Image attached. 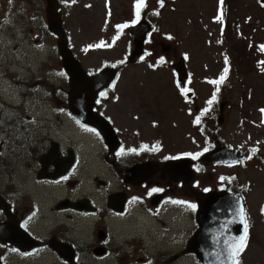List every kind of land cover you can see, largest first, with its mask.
<instances>
[{
	"label": "rangeland",
	"instance_id": "1",
	"mask_svg": "<svg viewBox=\"0 0 264 264\" xmlns=\"http://www.w3.org/2000/svg\"><path fill=\"white\" fill-rule=\"evenodd\" d=\"M59 1L62 27L68 35L74 56L84 69L91 72L104 66V62L125 61L132 48V40L127 31H124L125 28L117 26L137 19L135 8L137 0ZM154 5L156 12L153 16L158 25L153 34L156 42L154 40L148 42L144 50L147 49V52L151 51L156 55L162 54L160 57L163 56L165 63L156 67L152 59L142 57L140 62L127 64L113 87L115 95L123 105L127 103L133 105L140 101H147L150 104L153 120L156 122L154 128H151L150 118L144 123L150 139L161 136L165 145L172 144L177 148L183 145L193 147L185 136V133L194 132V127L189 114L185 115L184 106L191 110L194 105L190 101L187 105L183 104L185 101L181 99V94L174 83L173 71L167 64L168 62L171 64L173 58L179 54L187 57L185 69L190 75L187 84V88L192 91L190 99L204 101L206 105L212 99L215 88V83L211 81H217L227 68V79L225 77L222 82L224 89L219 98V100H228L224 123L219 129L220 134L231 147L246 149L247 145L253 147L259 145L264 154L262 136L264 125H260L259 118V110L264 108V0H156ZM43 6L44 17L46 0ZM36 11V7L30 4L24 8L11 0H0V102L11 105L7 100L9 99L14 100L12 104H16V101L20 100L19 91L22 93L21 99H26L24 105L13 106L18 112H13L12 105L6 109L0 106V191L4 190L5 181L12 177L14 180L12 190L24 198L28 193L33 196V186L36 185L34 175L27 171V167H35L33 155L37 140L32 138L37 133H46L52 125L53 114L47 105L48 102L54 106H63L64 99L62 101L58 99L62 98L64 90L70 88L66 75L60 72L62 67L55 37L50 34L43 35L41 29L38 30L39 25L28 19L30 17L34 19L32 12L36 13ZM218 16L221 18L217 19ZM111 42L115 45L112 46ZM101 44L100 47L96 46ZM127 60L133 62L135 56L130 55ZM16 89L18 91H12ZM118 104L122 108V105ZM130 109L132 108H129V113ZM43 114L51 117L46 123ZM17 115L18 118L15 117ZM141 117L144 119L143 115ZM40 118L43 120L42 123ZM116 118H120V114H116ZM210 125H213L211 121ZM66 128L67 122L64 119L61 126L58 129L54 128V131L51 130L50 134L62 138L65 143L72 142L70 151L79 152L80 166L100 167L101 159L96 156L99 154H96V144L92 141V136L83 137L73 128L70 132L65 130ZM193 143L197 148L196 141ZM204 144L207 149L209 143L206 141ZM60 146L64 147L58 141H52L51 148L43 155L49 151L56 153L58 149L63 152L66 147L60 148ZM72 153L66 154V158L63 159L66 165L70 163ZM205 170L211 173V177H203V183L213 182V175L221 173L228 176L230 173L228 167H206ZM236 171L239 179L249 180L251 185L257 180V185L252 187L250 193V211L255 230L263 241L262 248L254 245L245 252L240 264H264V220L259 215V202L264 194V174L257 173L253 169L237 168ZM165 174L162 175V182L168 180L169 176ZM158 175L161 176L159 173ZM113 185L114 193H117L119 183H116V179ZM87 187L96 200L101 201L99 184L92 183L86 185ZM27 197L30 199V196ZM21 202L29 204L26 199H21ZM79 202L81 203V200L73 203L68 201L67 205L68 207L72 204L78 205ZM52 203L51 197L45 201L42 208L47 210ZM56 204L64 207L66 200H58ZM54 211L43 212L45 232L48 227L54 226L52 225L55 222ZM192 215L194 210L190 207L189 228H191ZM0 218L2 221L3 217ZM68 218L71 217L66 216V219ZM184 221L185 219H182L180 223ZM65 222L64 219L60 221L59 228L64 229L63 232L66 231V227H63ZM132 223L133 221L128 218L109 220V224L118 232L130 231ZM88 231L86 226L78 230L82 235H86ZM171 237L172 235H168L167 241H172ZM183 239H185L184 234L181 240ZM54 242L60 243V238L54 239ZM61 242L68 244L63 238ZM131 243L133 244V239ZM114 246L118 251H123V242L114 243ZM177 246L178 243L174 245L176 254L171 253L172 260L177 259L176 255L180 251ZM132 247L134 248H130L124 264H129L137 256L145 254L137 247ZM13 253L5 245L0 244L3 264H45V257L42 255H48L45 251L38 257H32L36 259L27 261ZM54 253H57L56 249ZM69 255L66 257H70ZM170 262L169 264H184L180 260L175 263ZM110 263L112 262L108 264ZM48 264H51V256ZM104 264H107L105 260Z\"/></svg>",
	"mask_w": 264,
	"mask_h": 264
},
{
	"label": "flooded vegetation",
	"instance_id": "2",
	"mask_svg": "<svg viewBox=\"0 0 264 264\" xmlns=\"http://www.w3.org/2000/svg\"><path fill=\"white\" fill-rule=\"evenodd\" d=\"M147 1L148 3L144 5L145 9L153 10L156 0ZM149 21L152 29L147 35L144 47L148 42L155 41L156 38L153 35L156 31L154 21L151 19ZM160 55L162 54L156 55L152 54L151 51L147 52L146 49V52L144 50L143 54L133 62L108 63L118 70L113 82L119 79L127 64L140 62L142 57H148L154 63ZM179 57H181L180 54L174 57L171 64L176 62ZM185 63H187L186 58ZM171 64L168 62L167 65L171 68ZM106 65L104 62V66ZM174 75L176 76L175 73ZM189 77L186 79L185 85L188 84ZM113 82L99 93L96 107L98 114L102 115L110 124L118 139L113 148L108 146L97 129L85 126L71 117L67 106H65L67 102L65 90L63 98L59 99L61 101L64 99L63 106H54L51 102H48L47 105H49L48 107L53 114L52 125L46 133H37L36 136H33L32 139L37 140L33 155L35 167H27V171L34 175V184H36L33 186V196L28 193L27 196H30V199L27 196L24 198L13 191L11 188L14 181L12 177L5 181L4 190L0 191V195L9 203L10 214L15 216L19 226L25 230L29 238L25 247L28 248L32 243H35V245L25 252L12 243L5 246L11 252H14V255L23 257L27 261L36 259L32 257H38L46 251L48 255H42L45 257V264H48L50 256L51 264H66L60 260L57 253H54L49 243L50 240L56 238H60V241L63 238L71 244L74 250V260L78 264H104V260L107 264L109 262L124 264V259L126 260L128 253H130V248H134L132 246L137 247L139 251L145 254L137 256L129 264H169L170 261V263H175L178 260L184 264H199L196 261L195 254L189 252L191 248L189 240L197 229L194 215H192L193 218L191 216L192 222L191 228H189V205L190 203L195 205L196 209L197 201L204 199L205 194L224 189L241 197L244 206V219L248 224V242L244 252L237 258L239 264L241 263V257H244L245 252H248L252 246L262 248L263 241L255 230V223L250 211V193L252 187L257 185V180H254L252 185L249 180L242 181L239 179L236 169H253L257 173L264 174L263 149H260L259 145L258 147L247 145L246 149H240L231 147L224 141L219 129L224 123L228 100L215 99L213 103L209 104L207 102L206 105L204 101H193L183 97L181 89H178L181 99L183 98L182 101H185L183 104L187 105L190 101L194 105L191 110H189V107L184 106L185 115L189 114L194 132L185 133L187 141L193 147L183 145L177 148L172 144L165 145L161 136L149 138L146 126H144L146 119H151V128L156 126L150 104L147 101H140L133 105L129 103L123 105L113 91L115 84ZM220 89L221 86H219ZM101 93H105V95L102 96ZM118 103L122 105V108ZM110 105L113 107H110ZM130 107L132 109L129 113ZM46 109L48 110V108ZM13 112H18L17 108H13ZM116 114H120V118H116ZM141 115L144 116V119ZM15 117L18 118V115ZM43 117L45 123L51 119L47 114H43ZM198 117L199 123H196ZM63 118L67 122L65 130L68 132L72 131L73 128L83 137L91 138L90 136H92L91 139L96 144V154H99L96 156L101 159L100 167L80 166L79 152L72 153L70 151L72 150V142L65 143L62 138L50 134L51 130L54 131V128L58 129L61 126L64 122ZM261 118L262 116H260ZM132 120L135 122L133 123ZM42 121L40 118V123ZM210 121L213 125H210ZM205 125L209 129H206ZM262 136L264 137V127H262ZM54 140L66 147L60 146V148H64V151L61 152V149H58V152H56L57 163L54 160L40 163V157L51 148ZM194 141H196L197 148H195ZM206 141L209 143L207 149L204 144ZM222 146H228L235 151H239L240 158L232 155L226 163L202 160V156L206 151L213 148L219 150ZM68 153H72L73 162L66 165L63 159L66 158ZM193 156H196V159H193ZM215 157H222V154L217 153ZM164 167H168V170ZM187 167L188 169L191 167L193 171L191 181L188 178H186L187 180L182 178L189 172ZM206 167H228L230 173L228 176L221 173L216 176L213 175V182L203 183V177H211V173L205 170ZM133 170L135 172L129 175L128 172ZM39 173L41 177H39ZM165 173L170 178L168 177L167 181L162 182V175ZM9 179L12 181H9ZM114 179H116V183H119L117 193H114V185L112 186ZM92 183L99 184L101 201L96 200L88 187L86 188V185ZM116 189H118V185H116ZM86 190L88 193H86ZM51 197L53 203L47 210L58 211H54L53 218L55 222L52 223L53 228L48 227L45 232L43 230L46 225L43 212L47 210H44L42 205ZM21 199H26L29 204L22 203ZM64 199L66 204H63V206H65L61 207L62 205H60L59 207L56 203H58V200L62 201ZM76 200H81V203L88 207L87 210L78 208L73 204L68 207V201L73 203ZM262 209H264V194L259 202V215L264 220ZM62 215L63 217H61ZM66 216L71 218L66 219ZM0 217L4 219L2 211H0ZM111 218L131 219L133 221L130 228L131 232L126 230L115 231L109 224ZM62 219L66 221L63 226L66 227L65 232H63L64 229L59 228ZM182 219H185V221L180 223ZM42 224L44 225L42 226ZM83 226H86L89 230L86 235L78 232ZM180 231H183V233H180ZM173 233H175L174 237ZM182 234L185 235L183 240H181ZM168 235H172V241H167ZM132 239L133 244L131 243ZM120 241L124 244L123 254L114 246V243L117 244ZM176 243H178L177 247L180 251L176 255L177 259L172 260L171 253L176 252L174 251Z\"/></svg>",
	"mask_w": 264,
	"mask_h": 264
},
{
	"label": "water",
	"instance_id": "3",
	"mask_svg": "<svg viewBox=\"0 0 264 264\" xmlns=\"http://www.w3.org/2000/svg\"><path fill=\"white\" fill-rule=\"evenodd\" d=\"M59 6L60 3L58 0H46L45 22L47 30L55 36V44L61 58L62 66L68 75L70 85V90L68 91V106L72 115L80 122L98 124L97 118L91 114L93 112L92 107L95 106L94 99L97 93L114 77L116 70L103 68L98 73L92 75L85 72L68 45V38L62 27L60 13L58 11ZM141 26L142 28H140ZM127 29H129L134 39V49L131 54L132 56H136L142 52L143 40L150 26L146 20L140 19L136 23L129 24ZM183 60L184 58H180V61L173 65L178 73L177 82L179 86L184 85L182 78L187 76ZM88 88L91 89V93L86 95L85 91ZM86 105L87 107H85ZM97 117L100 119L98 125L101 127H104V125L106 127L108 126V123L103 121V118L99 115ZM220 149L225 150L228 154H222V157H215ZM220 149L218 150L216 148L208 151L203 155L202 159L213 162H227L231 159L230 156L232 155L240 158L239 152H234L226 147ZM51 154L52 151L44 154L40 162L43 163V158H49ZM39 177H41L40 173ZM182 178L188 177L183 176ZM79 203L75 206L87 210L88 207H85L82 203L79 205ZM241 208H243L241 197L226 192L225 190L209 192L205 194L203 200H198V207L195 213L197 229L189 244L191 246L190 250L196 253L197 259L201 264H232L228 257V247L235 238L243 234L244 225L239 215ZM0 210L7 217L5 221L0 222V229L6 231L4 224L12 223L13 227L19 232V235L22 236L21 240L26 237L23 242H20L21 240L16 241L14 240L16 238L12 236L7 235L5 238L0 235V243H12L24 252L34 246L35 243H32L28 248L25 247L29 238L19 227L14 215L10 214V206L1 196ZM52 241L54 242V239L50 240L49 243L53 249H56L60 258L69 264H75L73 260L74 251L70 245L62 242L53 243ZM67 255L70 257H66Z\"/></svg>",
	"mask_w": 264,
	"mask_h": 264
},
{
	"label": "snow or ice",
	"instance_id": "4",
	"mask_svg": "<svg viewBox=\"0 0 264 264\" xmlns=\"http://www.w3.org/2000/svg\"><path fill=\"white\" fill-rule=\"evenodd\" d=\"M143 6H144V0H137V3L135 5L137 19L139 18L140 9ZM220 18L221 17H219V16L217 17V19H220ZM133 23H136V21L134 20ZM117 27L118 28H126V27H128V25L127 24L119 25ZM169 38H171V37H169ZM96 46L100 47V46H102V44L96 45ZM185 58H187V57H185ZM162 62H163V58H161V63ZM226 62H227V58H226ZM227 71H228V69L225 68L224 74L220 77V79L217 81H211V83H215V84L222 83L223 80L225 79L226 75H227ZM187 92H188L187 88H183V87L181 88V94L182 95H187ZM101 95L103 96V95H105V93H101ZM214 100H215V93L213 94L212 99L208 101V103L211 104V103H213ZM262 112H264V110H262ZM196 123H199V117L197 118ZM192 158L196 159V156H193ZM189 207H191L192 209H195V205H189ZM262 212H264V209H262ZM239 215H240L241 222L244 225V228H243V234L240 235L239 237L235 238L234 241L229 244L228 257H229V260L232 262V264H239V261L237 258L240 256L241 253L244 252V250L247 246V242H248V224H247V221L244 219L243 208L240 209Z\"/></svg>",
	"mask_w": 264,
	"mask_h": 264
},
{
	"label": "trees",
	"instance_id": "5",
	"mask_svg": "<svg viewBox=\"0 0 264 264\" xmlns=\"http://www.w3.org/2000/svg\"><path fill=\"white\" fill-rule=\"evenodd\" d=\"M11 1L13 3L21 4L24 8H26L27 4H30V5H33L34 7H36V9H37L36 13L32 12L34 19H32L31 17L28 19L39 25L38 30L41 29V33L43 35L47 36L49 34L48 31L46 30L44 23H43V10H44L43 3H44V0H11ZM141 12H142L141 15L149 16L151 10L143 9ZM44 38L45 37H43V39ZM226 79H227V75H226ZM220 84H222V83H220ZM224 84H226V81H224ZM216 93L219 94L220 91H216Z\"/></svg>",
	"mask_w": 264,
	"mask_h": 264
},
{
	"label": "bare ground",
	"instance_id": "6",
	"mask_svg": "<svg viewBox=\"0 0 264 264\" xmlns=\"http://www.w3.org/2000/svg\"><path fill=\"white\" fill-rule=\"evenodd\" d=\"M85 93H86V95L88 94L89 95V93H91V89L90 88H88L86 91H85ZM0 106L4 109H6L8 106H11V105H9V104H5V103H3V102H0ZM12 107V106H11ZM85 107H87V105L85 106ZM12 109H13V107H12ZM4 227L6 228V231H2L1 229H0V235L2 236V237H7V235L8 236H12L13 238H16V239H14V240H16V241H20L21 240V238H22V236L21 235H19V232L13 227V224L11 223L10 224V227H9V223H6V224H4ZM8 231H9V233H8ZM19 239V240H18ZM26 239V237H24V239L23 240H21L20 242H23L24 240Z\"/></svg>",
	"mask_w": 264,
	"mask_h": 264
}]
</instances>
